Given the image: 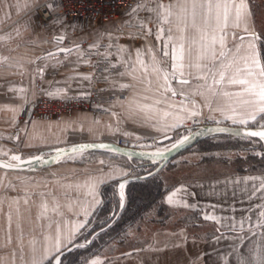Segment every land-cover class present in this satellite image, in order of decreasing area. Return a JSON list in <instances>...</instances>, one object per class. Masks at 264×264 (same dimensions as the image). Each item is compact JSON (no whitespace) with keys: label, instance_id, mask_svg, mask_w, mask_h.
<instances>
[{"label":"snow or ice","instance_id":"6c2138e0","mask_svg":"<svg viewBox=\"0 0 264 264\" xmlns=\"http://www.w3.org/2000/svg\"><path fill=\"white\" fill-rule=\"evenodd\" d=\"M60 7L57 0H0L4 21L13 11L26 17L0 34L6 48L0 81L17 75L28 80L9 85L6 92L13 95L0 104V112L10 114L5 123L17 129L0 136L17 145L0 147V264H113L102 258L106 250L91 251L100 237L92 222L105 203L102 187L113 185L123 212L134 199L135 181L157 175L160 169H151L161 160L205 133L246 140L250 157L244 159L255 162L248 174L210 186L205 195H218L215 203L201 205L183 184L167 192V205L191 209L198 221L215 225L211 236L192 237L194 248L206 247L190 264H264V0H132L126 19L96 32L87 47L83 40L65 45L68 30L77 26ZM41 11L45 19L36 24ZM35 27L59 30L54 50L36 54L39 45L23 40ZM66 65L70 74L58 79ZM43 97L77 105L75 118L55 124L33 119ZM129 122L143 131L128 130ZM70 132L90 139L70 142ZM105 135L115 140L104 142ZM116 156L149 163L118 164ZM93 159L96 169L71 170L76 179L34 175L53 164ZM116 220L113 209L103 224L112 227ZM178 235L174 247L187 251V231Z\"/></svg>","mask_w":264,"mask_h":264},{"label":"crops","instance_id":"0c3cea01","mask_svg":"<svg viewBox=\"0 0 264 264\" xmlns=\"http://www.w3.org/2000/svg\"><path fill=\"white\" fill-rule=\"evenodd\" d=\"M44 0H41V2ZM26 17L24 15L17 16L15 14V11H13V15L11 20L4 21L3 19V10L0 9V34H3L7 31H9L11 28L15 27L18 23L22 25L23 20ZM123 19H126L125 13L120 16L118 19L113 20L105 24V28L107 30H112L115 25H117L119 22H122ZM34 23L38 24L41 22V18L39 16V19L37 20L35 17H33ZM69 23H75L76 24V30L75 32L72 31L70 28L67 33V38L65 40V45H70V42H76L79 43L81 40H88V44H83L84 47H87L89 44L93 42L95 39V33L98 31H101L102 28L99 25L93 24V25H83L79 21H71L68 20ZM23 31V29L21 28ZM59 30L54 29H47L43 30L39 27H35L32 31L27 32L23 36V40L25 41H31L35 44L39 45V47L35 48L36 54H41L46 50H54V40L53 35L57 34ZM44 41H47V43H44ZM121 43H128V40L125 38L121 39ZM11 46H15V42H13ZM0 52H6V48L3 45H0ZM81 71H88L86 67H82ZM60 72L62 73L61 76H58V79H62L63 76L70 74L69 66H65L60 69ZM21 80H23V84L27 85L28 80L27 78H22L20 76H10L8 78V81H0V104H3L5 102H8V97H11L12 93H7L6 88L9 85H16L19 86L21 83ZM47 87V85H45ZM76 112V111H75ZM75 112L71 116L64 117L63 119L68 118H75ZM103 119L107 121L109 119L107 114H102ZM9 113H3L0 112V136H8V135H14L17 131L15 127H12L10 124L5 123V121L9 118ZM45 122H52L55 124L57 121L56 119L52 120H44ZM23 121L21 120V124ZM126 128L128 130H136L138 132L143 131L141 129H138L136 125L129 122L126 125ZM52 133L54 135H61L59 129L54 128L52 130ZM46 135L48 133H45ZM69 141L72 140H80L84 141L86 139H90L88 137L87 133L81 135L80 133H68ZM102 141H114L115 138L109 137L105 135L101 138ZM28 151V149H24V152ZM25 154V153H24ZM28 155V154H25ZM104 158H107L106 156ZM115 161L118 164H125V163H143L141 160H135L132 162H129L126 157L122 156H116ZM98 159H93L88 164H73L72 162L68 163H61V164H53L49 167L38 169V171L34 174L37 177L40 176H46L48 179H54L51 176H48V173L55 172L56 178H61L64 176L70 177V179H76L77 177L71 176V170L72 169H82L84 167H88L90 169H96L98 167ZM245 174H248V172L244 173H238L235 172L233 169L231 172L222 173V174H214V175H193L191 177H184L179 178L177 180L171 181L170 183L166 184L168 187V190H171L174 186L179 187L181 184L186 185L189 187L190 191H195L198 196L197 200L201 205L205 203H215L217 199H219L218 195H212V196H206L205 194L210 190V186L212 184L217 183L218 181L224 180L226 177H233V176H243ZM0 175H3V172L0 171ZM82 179L83 177H79ZM8 180H12L13 183H16L15 181V174L9 173ZM199 184H204V189H200L197 187ZM54 187H58L54 185ZM102 191V189H101ZM167 192L165 193V196L167 195ZM182 195V194H181ZM164 196V197H165ZM195 202V201H191ZM165 208L168 212V216L164 219V217H151V218H145L141 221V225L138 228L137 231L131 234L130 238H128L127 241H124L122 243H117L116 241L113 242L116 247L105 248V254L104 256L109 257L113 264H190V261L195 258L194 253L202 250L206 247L205 244L201 243L199 245V249L194 248L192 245V237L193 236H200V237H206L211 236V234L214 231L215 225L212 222H203L198 221L197 216L191 209H185L175 206H169L165 203ZM217 214H220L217 212ZM96 217V216H95ZM93 218V221L95 219ZM149 219V220H147ZM93 223V222H92ZM208 225H212L213 227L211 230H206ZM186 230L189 241L187 244V251H185L184 248H176L174 247L175 244L181 242V236L178 235L181 230ZM176 234V235H174ZM153 249H162V250H153ZM126 253H130V255H125ZM103 258V256H102Z\"/></svg>","mask_w":264,"mask_h":264},{"label":"trees","instance_id":"16d2710c","mask_svg":"<svg viewBox=\"0 0 264 264\" xmlns=\"http://www.w3.org/2000/svg\"><path fill=\"white\" fill-rule=\"evenodd\" d=\"M195 146H201V151L208 152L207 157H205V155L202 157V161L216 160L217 158H219L217 154L222 150L237 152V159L232 161V164L236 165L234 170L238 173L250 172L251 169L249 168V164L255 162L251 159L246 161L244 159L245 156H242V153H240L243 151L246 156L250 157V153L245 151V149L248 147V142L239 137H231L228 134H216L206 137L190 148H194ZM223 158H225L223 160H226V157L223 156ZM153 169L154 168H152L151 170ZM134 183L136 184V187L131 189L134 199L130 204H127L126 209L120 213L119 217L116 220V224H114L112 227L105 228L104 232H99L100 237L97 238L94 242V246H92L91 251H93V248H95L101 238L109 236L111 232L117 231L120 228L122 230V227L125 229L129 223L143 219L147 210L157 206L159 212L163 210L164 212L167 211L165 208L164 196L168 190V187L164 184V181L159 173L154 177H149L148 181H135ZM102 191L106 193L105 197H103L105 203L104 206L97 212L96 217L92 223V227L95 228V231L101 229V226H106V224H103V221L106 217L112 215L113 209H115L116 212L119 210L118 208H116V200L118 199V197L114 196L113 194L115 192L113 185H104L102 187ZM127 191L128 189H126V193ZM153 217L157 216L155 215ZM130 234L131 232H129L126 228L123 234L124 236L116 242L122 243L124 241H127L128 238H130ZM114 246L116 247V245ZM85 255H88V253H85ZM76 258L79 259V256H76Z\"/></svg>","mask_w":264,"mask_h":264},{"label":"rangeland","instance_id":"374dc122","mask_svg":"<svg viewBox=\"0 0 264 264\" xmlns=\"http://www.w3.org/2000/svg\"><path fill=\"white\" fill-rule=\"evenodd\" d=\"M257 3H260V0H256ZM259 23V20H258ZM167 143V142H165ZM0 147L4 148H11L13 150H16L17 145L14 142L6 141L0 139ZM201 146H195L194 148H188L187 150H184L177 154L175 157L170 159L167 164L159 171V175L162 177L164 184H168L171 181L177 180L179 178L184 177H191L193 175L199 174V175H214V174H222L231 172L233 169H235V164H232L235 159H237V152L235 151H225L222 150L220 153L217 154L219 158H217L214 161H202V157L205 155L207 157L208 152L201 151ZM203 150V149H202ZM25 154H28V151L24 152ZM242 156L245 155V153L242 151ZM226 157V160H223ZM118 212V211H117ZM116 212V213H117ZM120 215V214H119ZM157 217H164L165 219L168 216V212L164 210L159 212L158 207H154L152 209H149L145 212V218H151L152 216ZM119 217V216H118ZM136 220L135 222L129 223L126 228L129 232L134 233L138 230L140 227V223L143 220ZM149 220V219H147ZM213 227L212 225H208L206 230L209 231ZM125 228V229H126ZM125 229L122 227L118 229L117 231H113L109 234V236H106L105 238H101L95 248H93V252L107 248H114L115 244L113 242L118 241L120 238H122L124 235ZM130 234V236H131ZM111 241V242H110ZM89 254V253H88ZM105 251L103 252L102 256H104Z\"/></svg>","mask_w":264,"mask_h":264},{"label":"built area","instance_id":"2783aa9c","mask_svg":"<svg viewBox=\"0 0 264 264\" xmlns=\"http://www.w3.org/2000/svg\"><path fill=\"white\" fill-rule=\"evenodd\" d=\"M57 2L61 6L59 11L67 17V20L79 21L86 26L96 24L102 30H105V24L126 13L132 0H57ZM39 16L41 21L45 19L43 11L39 13ZM83 44H88V40H83ZM79 107L87 109L88 105L83 104ZM76 108L77 105L75 104L66 105L61 100L50 101L47 97H43L35 108L33 119L61 120L64 117L73 115ZM97 115L102 114L97 113ZM118 143L124 145L123 138H120Z\"/></svg>","mask_w":264,"mask_h":264},{"label":"water","instance_id":"95a60500","mask_svg":"<svg viewBox=\"0 0 264 264\" xmlns=\"http://www.w3.org/2000/svg\"><path fill=\"white\" fill-rule=\"evenodd\" d=\"M209 126L211 127H215V125L213 124H209ZM221 126H230L229 124H225V125H221ZM216 134H224V133H205L204 135L200 136V137H197L193 142H191L189 145H186L184 148L182 149H179V150H174L172 151L169 155H168V158L166 160H161L160 163L152 170V171H156V168H159L160 170L167 164V162L172 159L173 157H175L177 154H179L180 152L190 148L191 146H193L194 144H196L197 142H199L200 140L206 138V137H209V136H212V135H216ZM258 139V138H257ZM104 142H113V141H104ZM120 145V144H119ZM121 147H124V145H120ZM137 160H140L139 158H137ZM144 164H148L149 162L147 161V159L145 158L143 161H142ZM51 166V165H50ZM49 167V166H47ZM46 168V167H45ZM121 213L120 210H118L117 212V218L119 216V214ZM108 225H106L104 227L107 228ZM96 232H100V229Z\"/></svg>","mask_w":264,"mask_h":264}]
</instances>
